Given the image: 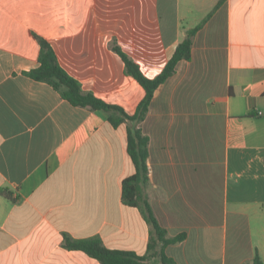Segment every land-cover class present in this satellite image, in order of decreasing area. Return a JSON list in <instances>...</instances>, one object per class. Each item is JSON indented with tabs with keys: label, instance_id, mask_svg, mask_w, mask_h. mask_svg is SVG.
I'll return each instance as SVG.
<instances>
[{
	"label": "crops",
	"instance_id": "1",
	"mask_svg": "<svg viewBox=\"0 0 264 264\" xmlns=\"http://www.w3.org/2000/svg\"><path fill=\"white\" fill-rule=\"evenodd\" d=\"M192 30L137 126L143 199L166 238L184 235L163 248L174 264L264 263V0H0V264H101L66 239L161 264L143 202L122 198L131 123L27 73L37 35L84 92L132 115L144 90L113 43L154 79Z\"/></svg>",
	"mask_w": 264,
	"mask_h": 264
},
{
	"label": "trees",
	"instance_id": "2",
	"mask_svg": "<svg viewBox=\"0 0 264 264\" xmlns=\"http://www.w3.org/2000/svg\"><path fill=\"white\" fill-rule=\"evenodd\" d=\"M194 33L195 30L187 33L186 38L179 43L161 73L154 79L144 77L139 67L113 43L112 50L122 60L125 75L132 77L144 90V97L132 115L127 114L117 106L110 105L96 98L92 93L84 92L79 82L69 76L58 64L55 52L50 44L37 35H34V37L39 46V65L27 73V76L32 80L50 85L71 105L104 113L113 126H118L125 121L131 123L132 126L127 131V152L135 166V174L122 182V198L131 206L138 205L140 201L143 202V213L151 226L152 242L157 241L162 245L161 251L158 253L161 264H174L172 260L166 257L163 248L169 244L181 242L184 239V235L166 238V232L158 225L149 205L143 199L142 188L146 184L148 177L146 165L148 138L142 134L137 126L144 120L155 91L173 75L176 64L181 60L188 61L190 59L191 40ZM0 193L7 198L11 197L10 193L6 190H1ZM65 246L70 249L81 250L97 259L101 264H147L153 257L149 253L140 256L131 252L108 250L103 248L98 240L74 242L66 239ZM150 249L151 245H149ZM252 264L264 263L256 255Z\"/></svg>",
	"mask_w": 264,
	"mask_h": 264
},
{
	"label": "rangeland",
	"instance_id": "3",
	"mask_svg": "<svg viewBox=\"0 0 264 264\" xmlns=\"http://www.w3.org/2000/svg\"><path fill=\"white\" fill-rule=\"evenodd\" d=\"M153 263L154 264H160V262L156 261V260H153Z\"/></svg>",
	"mask_w": 264,
	"mask_h": 264
},
{
	"label": "built area",
	"instance_id": "4",
	"mask_svg": "<svg viewBox=\"0 0 264 264\" xmlns=\"http://www.w3.org/2000/svg\"><path fill=\"white\" fill-rule=\"evenodd\" d=\"M258 114H261V113H258Z\"/></svg>",
	"mask_w": 264,
	"mask_h": 264
}]
</instances>
